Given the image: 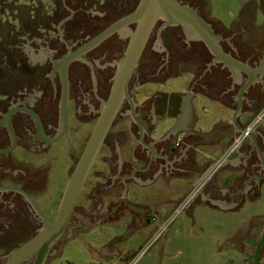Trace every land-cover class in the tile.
Listing matches in <instances>:
<instances>
[{
    "label": "flooded vegetation",
    "instance_id": "1",
    "mask_svg": "<svg viewBox=\"0 0 264 264\" xmlns=\"http://www.w3.org/2000/svg\"><path fill=\"white\" fill-rule=\"evenodd\" d=\"M0 1L5 2V9L0 10V30L7 28V35L14 41H0L5 46L0 49V240L14 242L16 236L8 230L23 221L25 216L31 220L35 218L40 226L43 225L24 193L33 199L48 223L52 224L51 215L57 214L52 201L55 196L44 194L53 163L66 156L71 164L70 180L106 111L120 63L137 23L120 29L97 45L82 49L110 26L134 13L141 0H59V4L58 0H45L47 3L43 0ZM177 1L193 7L220 37L224 53L245 69L224 62L215 67L216 57L202 41L191 38L181 26H167L163 20L157 22L128 80L124 101L114 115L83 185L82 190L87 188L88 180H94V195H91L93 198L90 196L94 207L88 211L82 205H76L68 229L86 220L116 222L118 216L132 214L128 208V204H134L131 200L135 187L132 164L145 156L147 149L126 154L124 149L116 152L114 146L130 143L135 137L133 134H137H132L130 129L135 127L138 131V126H142L143 136L137 134L136 138L143 137L145 143L150 142L145 130L154 123L149 116L153 100L141 109L136 106L133 93L143 91L151 80L169 77L181 64L207 63L209 69L203 77L224 84L226 94H243V109L264 108V69L262 75H252L253 70L261 69L264 38L256 39L255 44L250 45L244 41V37L253 31L249 26H238L229 31L207 17L202 4ZM65 58H70L66 65L63 64ZM240 75L241 84L237 83ZM257 77H262L259 82ZM213 83L198 80L194 92L208 94L214 89ZM160 101L164 100L158 99L155 103L159 105ZM234 102L238 104L236 100ZM263 126L264 123L258 130ZM188 138L182 141L184 147L189 146L187 157L182 159L175 158L178 150L173 144L171 147L157 145L158 156L148 159L149 172L156 174L157 179L191 175L196 163V149L187 143ZM180 145L176 144V147ZM258 145L264 158V132H261ZM107 150L122 161L106 158ZM257 155L256 150L252 151L253 159ZM96 161L111 165V173L106 178L99 166L94 167ZM102 178L103 184L100 183ZM263 181L264 178L259 187L263 186ZM108 194L112 197L106 199ZM259 227L263 229L264 222Z\"/></svg>",
    "mask_w": 264,
    "mask_h": 264
},
{
    "label": "crops",
    "instance_id": "2",
    "mask_svg": "<svg viewBox=\"0 0 264 264\" xmlns=\"http://www.w3.org/2000/svg\"><path fill=\"white\" fill-rule=\"evenodd\" d=\"M250 3V0H245L242 4V11L232 27H225L229 31L249 26L250 30H253L248 37H244V41L250 45H254L256 39L262 40L264 38V23L263 25L258 24V13L264 15V10H246V4ZM264 4V3H263ZM250 7V5H249ZM213 20V19H212ZM222 25L219 21L213 20ZM246 23V24H245ZM244 25V26H242ZM223 26V25H222ZM219 61H214L213 65L217 67ZM209 64L207 63H190L181 64L178 66L177 72L172 73L167 78H159L151 80V84H164L169 81L170 78H177L188 75L184 80H177L176 86L179 87L176 91L164 90L157 91L160 93L161 98L153 97L152 104L158 102V99H163L169 104L168 115L169 123L171 126H177L181 135L174 141L173 145L178 150L176 159H182L187 157L189 149L182 145L184 136L188 131H195L198 134H210V140L205 143L202 141V137L199 136H188L187 143L193 145L196 149V160L194 171L191 175L169 178V179H157V175L152 172H146L140 174L141 165H136L133 171L134 180V192L131 195V200L140 208L149 209V212L141 214L140 212L133 211L128 216H118L116 222H125L126 225L131 229V232L147 227L148 224H155L153 232L147 235V241L153 236L157 228L167 220V218L173 213L175 208L191 193V191L200 185L213 170L215 162L223 155L228 149L233 139L240 133H237L231 140L227 135L231 134L232 130V118L234 116L235 109L239 110L238 114V125L247 126L254 117L262 110H246L243 109V100L245 97L243 94L232 96V94H226L225 85L222 83L218 84L214 79L203 77V74L208 70ZM225 66H222L223 68ZM156 70V68H154ZM198 76V77H197ZM262 78V77H261ZM261 78L257 77L256 81L259 82ZM201 80L202 82L213 83L214 89L208 94L199 92L198 90L191 94L185 93L188 86L194 81ZM176 81V80H175ZM169 87L173 85L171 82ZM242 83V75L239 76V81ZM198 93H202L205 96H198ZM242 93V92H241ZM152 96H156L152 93ZM238 102L236 104L234 102ZM153 106V105H152ZM153 107L149 116L155 122L156 119H161L164 115V110L160 107L156 110V115L153 113ZM245 127H243L245 129ZM138 131L134 127H131V133H141V129L138 126ZM243 129V130H244ZM119 130V129H117ZM239 130H242L239 127ZM261 132H264V126L257 130L245 145L243 151H240L236 155L232 156L228 162L219 170V172L199 191L192 205L186 212V218L195 222L197 214L208 213L215 216L229 217L233 216L238 212L247 201H256L261 198L262 187H259L262 179L264 178V158L262 157L259 150V137ZM137 134H133L130 143L124 145L114 146L115 151L120 153L121 149H124L126 154L129 152L145 150L147 149L148 156L156 157L157 145L152 143H145L143 137L136 138ZM147 142V141H146ZM177 142L181 145L176 147ZM125 146V148H124ZM256 150L258 155L256 158H252V151ZM104 156L114 160V162H121L122 159H116V156L111 155L108 150L105 151ZM126 157V156H124ZM251 167V168H250ZM99 171L105 172L104 163L99 165ZM90 181L86 188V199L82 204L88 211H92L94 207L93 200V182ZM104 179L101 182L103 184ZM92 184V185H91ZM264 187V181L262 182ZM105 185V184H104ZM138 187H144L148 191H155L157 194L150 199L137 198L135 191ZM92 195V196H91ZM92 198H91V197ZM264 210V207H263ZM105 216V212L102 214ZM157 219V221H153ZM108 222V221H104ZM264 222V213L262 215H256L251 217L248 223L244 226L237 228L233 231V235H230L228 245L233 251L235 259L233 260L236 264H240L242 255L249 247V244L255 234L257 227ZM100 223V222H99ZM257 228V229H256ZM232 234V233H231ZM123 264H126L129 259H124L121 255L116 257ZM130 258V257H129Z\"/></svg>",
    "mask_w": 264,
    "mask_h": 264
},
{
    "label": "rangeland",
    "instance_id": "3",
    "mask_svg": "<svg viewBox=\"0 0 264 264\" xmlns=\"http://www.w3.org/2000/svg\"><path fill=\"white\" fill-rule=\"evenodd\" d=\"M185 1L202 4L205 6L207 17L219 21L224 27H232L238 21L243 7L242 3L245 0ZM57 2L59 4V0ZM4 3L0 1V10L5 9ZM263 3L264 0H250L245 9L251 11L264 10ZM38 15H40L39 12ZM257 17L258 24L263 25L264 15L258 13ZM12 22L13 24L16 23L13 20ZM218 26L220 25L218 24ZM7 31V28L0 30V35H2L0 41L14 42L9 37L10 35H7ZM1 47L5 48L0 42V49ZM0 57H2L1 51ZM187 75L188 73L182 77L170 78L164 84L153 85L150 83L144 90L149 94L164 90L176 91L179 89L176 86L177 80H184ZM171 82L174 83L169 87ZM54 163L44 195L55 196L52 200L53 208L58 211L61 196L64 195L69 184L68 171L71 164L66 156L57 159ZM99 165V161H96L94 167L97 168ZM85 193L86 189L82 190L77 206L84 203ZM263 207L264 187L262 186L261 198L253 202L247 201L233 216L224 217L201 213L200 215L197 214L196 221L193 222L185 217L186 210L172 223L168 231L138 264H236L233 261L235 259L234 253L227 241L231 237L230 235H233V231L246 225L251 217L262 215L264 213ZM55 218V215H51L50 222L52 224ZM23 219L8 230V233L16 236L14 242L0 240V264L4 263L11 251L35 235L42 227L35 218L31 220L29 216H25ZM155 227V224L152 223L148 224L147 227L131 232L132 228L123 221L103 223L82 221L79 226L68 229L59 241L50 248L44 264H123L116 257L121 255L124 259L133 258L146 245L147 235L153 232ZM260 263L264 264V251ZM25 264H33V261Z\"/></svg>",
    "mask_w": 264,
    "mask_h": 264
},
{
    "label": "water",
    "instance_id": "4",
    "mask_svg": "<svg viewBox=\"0 0 264 264\" xmlns=\"http://www.w3.org/2000/svg\"><path fill=\"white\" fill-rule=\"evenodd\" d=\"M163 20L167 26H181L185 29L187 34L196 40L202 41L205 46L211 51L216 59L215 61L224 62L227 65L239 69H245L241 64L226 55L220 45V37H218L212 28V26L203 18H201L197 11L189 5H181L177 0H141L138 8L134 13L125 19L113 24L102 34L98 35L92 40L82 51L99 44L106 38L119 31L120 29L127 27L132 23H137V29L132 35L129 46L126 51V55L120 63L119 71L116 77L115 86L112 92V96L109 102L106 104V111L102 116L101 120L97 124L94 132L92 133L86 149L79 160L72 176L69 180V184L62 197L61 204L56 214L55 221L53 224L48 223L44 214L39 210L33 199L26 193V197L33 204L36 212L43 221L41 229L27 242L17 247L9 253L3 264H25L29 261H33V264H43L44 260L50 250V248L66 233L71 223V217L75 210L77 200L80 192L86 181V178L91 170V167L95 161L98 151L102 145V142L110 128L114 115L121 107L124 97L127 94V83L134 72L141 53L146 45L148 37L156 26L157 22ZM70 58H65L63 64L66 65ZM264 69V57L261 65V69L252 71V75H262ZM255 78H253L254 80ZM254 82V81H253ZM195 83H191L185 93L192 95L195 88ZM153 94L147 93L145 90L134 92L133 97L136 101V106L143 109L152 100L153 97L161 98L160 93ZM198 96H205L202 93H198ZM153 113L156 115L158 107L164 110V115L161 119H156L148 128H146V136L148 139L155 144L172 146L173 142L181 135L177 126H171L169 123L168 108L169 104L167 101H160V104H152ZM234 116L232 118V128L229 137L231 140L237 133H242L244 130L243 125L237 123L239 110L235 109ZM142 135V126H139ZM241 127L242 130H239ZM199 136L203 138V143L211 141L210 138L213 135L210 134H198L195 131H188L184 136ZM195 148L194 146H191ZM189 148V146L187 147ZM150 156L146 154L139 160L133 162V168L136 165H141L140 171L142 173H148L150 166L148 165V159ZM155 160V159H154ZM152 163L155 161H151ZM105 172H102L106 178L111 173V165L104 163ZM152 166V165H151ZM133 169V170H134ZM5 190V189H3ZM157 194L155 191H148L144 187H138L135 191L137 198L150 199ZM112 196L108 194L106 199ZM128 208L131 211H137L141 214L149 212V209L140 208L134 204H128ZM146 211V212H145ZM264 249V228L259 227L249 244V247L242 255V261L240 264H260V259Z\"/></svg>",
    "mask_w": 264,
    "mask_h": 264
},
{
    "label": "built area",
    "instance_id": "5",
    "mask_svg": "<svg viewBox=\"0 0 264 264\" xmlns=\"http://www.w3.org/2000/svg\"><path fill=\"white\" fill-rule=\"evenodd\" d=\"M264 123V108L254 117V119L245 127L244 131L238 134L228 147V149L223 153V155L215 162L213 170L207 176V178L197 187H195L191 193L175 208L173 213L163 222L155 231L153 236L147 241L146 245L126 264H138L139 261L146 256V254L151 250V248L162 238V236L168 231L172 223L194 202L199 191L209 182L219 170L228 162V160L236 155L243 145L250 139L252 134H254L259 127ZM180 142H177V146ZM153 221H157L154 219Z\"/></svg>",
    "mask_w": 264,
    "mask_h": 264
}]
</instances>
